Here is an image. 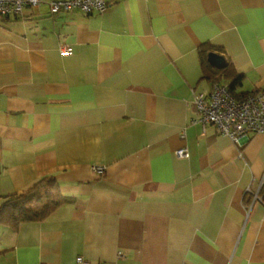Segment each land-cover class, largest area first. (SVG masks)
<instances>
[{
	"label": "crops",
	"instance_id": "1",
	"mask_svg": "<svg viewBox=\"0 0 264 264\" xmlns=\"http://www.w3.org/2000/svg\"><path fill=\"white\" fill-rule=\"evenodd\" d=\"M48 1L0 17V205L44 177L65 201L0 226V264H264V134L192 122L214 84L264 89V0Z\"/></svg>",
	"mask_w": 264,
	"mask_h": 264
},
{
	"label": "built area",
	"instance_id": "2",
	"mask_svg": "<svg viewBox=\"0 0 264 264\" xmlns=\"http://www.w3.org/2000/svg\"><path fill=\"white\" fill-rule=\"evenodd\" d=\"M45 0H0V17L21 16L25 7L36 8ZM50 14L78 10L85 15L101 14L107 8L105 0H50L47 3ZM61 53L68 55L69 48H62ZM193 103L197 117L193 123L204 127L212 124L216 131L226 136L234 144H240L248 134H264V89L254 90L241 98L234 97L227 86L214 84L208 96L199 94ZM175 157L185 159V148L175 151ZM102 167H94L100 175ZM78 264H89L77 259Z\"/></svg>",
	"mask_w": 264,
	"mask_h": 264
},
{
	"label": "trees",
	"instance_id": "3",
	"mask_svg": "<svg viewBox=\"0 0 264 264\" xmlns=\"http://www.w3.org/2000/svg\"><path fill=\"white\" fill-rule=\"evenodd\" d=\"M213 48L204 44L200 49V57L205 65V71L223 72L214 70L206 63L207 54ZM241 76H234L229 89L239 84ZM228 89V90H229ZM246 95V94H245ZM58 193V186L52 177H44L36 181L26 191L18 195L4 198L0 205V226L16 229L22 222L40 221L64 202Z\"/></svg>",
	"mask_w": 264,
	"mask_h": 264
},
{
	"label": "water",
	"instance_id": "4",
	"mask_svg": "<svg viewBox=\"0 0 264 264\" xmlns=\"http://www.w3.org/2000/svg\"><path fill=\"white\" fill-rule=\"evenodd\" d=\"M207 62L214 68H222L225 65V59L215 53H209L207 56Z\"/></svg>",
	"mask_w": 264,
	"mask_h": 264
}]
</instances>
